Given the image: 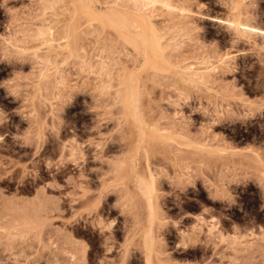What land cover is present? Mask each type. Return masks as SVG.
<instances>
[{"label":"rangeland","instance_id":"1","mask_svg":"<svg viewBox=\"0 0 264 264\" xmlns=\"http://www.w3.org/2000/svg\"><path fill=\"white\" fill-rule=\"evenodd\" d=\"M124 1L0 0V264H264V40L205 18L264 0L144 10L156 67Z\"/></svg>","mask_w":264,"mask_h":264},{"label":"bare ground","instance_id":"2","mask_svg":"<svg viewBox=\"0 0 264 264\" xmlns=\"http://www.w3.org/2000/svg\"><path fill=\"white\" fill-rule=\"evenodd\" d=\"M117 1L120 2V0H116V2ZM129 1L131 2V4L134 5V7L136 9H138L140 11V17H139V19L138 18L136 19V20L139 21V23H137L138 21H135V23H136V24L134 23L135 25L131 24L129 26H130V28H131V26L133 28H135L136 29V32L138 31V38L140 39V41H137V43H139V45H141L142 47H144V49H146L145 50L146 51L145 60L147 61V63H150L152 66H155L156 67V65H158L157 62H158L159 58H161V56H162V55H160V48H159V43L160 42L157 39H155L153 41V43L150 44L149 41H147L144 38V36L141 34V31H139L140 28H141V26H139V25H142V24H146L147 23V21H146L147 17L143 14L144 10H147L149 8L155 9L158 4H160L162 6V8H166L167 11L169 10V13L170 12L173 13L174 10H175V13H177L176 11H180V10L182 11V12L181 11L180 12L183 13L184 11L186 12V9H179V10H178V8L176 9V7L174 5H172V3H171L170 0H127V1L125 0L124 3L125 2L128 3ZM121 2H122V0H121ZM130 2L128 4L125 3V5L126 6L127 5H130ZM86 3L87 2L84 3L82 1V8H83L82 10L83 11L85 10V11H88V12L89 11L90 12L93 11V9H92L93 6H91L89 4H88L89 5L88 6ZM89 3H90V1H89ZM135 8L133 10H135ZM172 13H170V14H172ZM111 15H112L111 17H113L112 20H111V22L113 24L117 25V26H120L119 22L117 21V19L118 20L120 19L119 18L120 17L119 14L117 12L116 13L113 12ZM180 15H182V14H180ZM100 18H101V16L100 15H97L96 13H93L92 14V19L93 20H100ZM205 18H207V20H209L210 22H215V23L226 22L227 23L226 25H229L232 29L235 30L234 32H235V34L239 35V38H245V39L247 38V40H248V38H251V39L252 38H256L257 39V37H258V38H261L262 40H264V29L262 27L260 28V26L258 27V26L253 25L252 23L249 22L250 20L248 22L247 21L246 22L245 21H241L240 18H239L240 21L238 20V18H237V20H234L235 17H234V19L231 18L232 20L231 19L230 20H226L225 19L226 21L219 19V17L218 18H215V17H211V16H208V17L205 16ZM129 26L127 25V23H126V25H123V27L125 29L126 28L128 29ZM152 27H154V26H152ZM155 28H153V30H154L153 31L154 33L153 34L156 35L157 34L156 33L157 31H156ZM131 30H133V29H131ZM39 31H41V30H39ZM45 33L49 35V36L48 35H46V36L50 37V39L46 40L47 41L46 43L47 44H50L49 42L52 43L51 38L54 35V29L49 28L48 29V32L41 31V34L42 35H45ZM262 50H264V49H262ZM226 59L228 60V58H226ZM226 59L224 60L225 62H226ZM203 65H207V62H206V64L204 62ZM207 66H209V65H207ZM211 67H204V68L202 67L203 70H201V68L197 69L194 66H191L190 65V67L187 68V69H185V70L187 72H189L191 74V76L195 80L198 79V80H201L202 81L209 72L215 70V68H213V67L211 68ZM129 82L132 83L133 81H129ZM126 99L128 101L127 103H128V106H129V111L132 110V114L135 115V116L133 115V117H135V119L138 120L139 119V116H138V113H137L138 101H137V92H136V88L135 87H131L130 89H128L127 94H126ZM138 121H140V119ZM148 170L150 172V175H149L150 182L141 181V182H139V186L138 187H139L140 192L147 198L148 202L150 203V205L152 207L151 217H152V220H154L155 219V216H156L155 215V212L156 211H155L154 204H153L154 199L156 198V190H157L156 189V183H155L156 182V176L153 173V171L150 170V168ZM149 235H151V234H149ZM145 247H146V252H147V261H148V264H152L151 255H152V252H153V248H155L154 240H153L152 237H148L146 239ZM0 260L2 261L3 259H0Z\"/></svg>","mask_w":264,"mask_h":264}]
</instances>
